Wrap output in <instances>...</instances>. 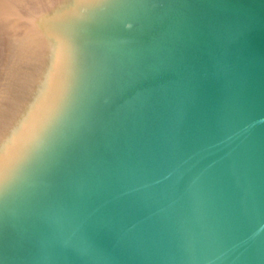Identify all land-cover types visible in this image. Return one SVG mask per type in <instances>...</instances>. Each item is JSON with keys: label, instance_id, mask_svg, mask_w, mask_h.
Wrapping results in <instances>:
<instances>
[{"label": "water", "instance_id": "obj_1", "mask_svg": "<svg viewBox=\"0 0 264 264\" xmlns=\"http://www.w3.org/2000/svg\"><path fill=\"white\" fill-rule=\"evenodd\" d=\"M0 264H264V0H0Z\"/></svg>", "mask_w": 264, "mask_h": 264}]
</instances>
